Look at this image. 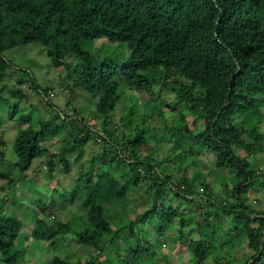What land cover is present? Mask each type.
<instances>
[{"label": "trees", "instance_id": "1", "mask_svg": "<svg viewBox=\"0 0 264 264\" xmlns=\"http://www.w3.org/2000/svg\"><path fill=\"white\" fill-rule=\"evenodd\" d=\"M96 39L116 51L97 55L89 45ZM35 42L54 67L66 69L59 83L69 93L63 110L52 101L54 86L4 55ZM10 69L25 75L19 84L7 82ZM26 82L57 112L38 121L21 116L14 141L18 179L1 167L7 141L0 134V193L16 189L38 158H48L43 176L50 181L56 168L70 174L74 164L83 167L85 146L100 147L63 193L66 207L78 202L82 214L59 219L57 187L33 205L31 239L52 250L44 264H144L159 259L165 240L185 246L192 264H249L257 257L264 210L247 194L264 192V0H0V102L28 97L20 88ZM162 87L171 101L157 93ZM80 89L97 98L94 119L74 105ZM126 99L133 105L117 121ZM9 107L14 119L19 105ZM165 109L182 123L170 125ZM153 115L163 118L162 127L150 124ZM56 138L54 152L48 143ZM163 143L170 149L157 158ZM208 157L215 170L232 175V187L226 181L217 193L208 174L194 172ZM9 196L0 204V264H18L28 253L20 244L25 222L6 212ZM69 235L95 254L78 249L63 256ZM242 236L245 259L229 251ZM171 257L160 258L185 264ZM252 264H264V247Z\"/></svg>", "mask_w": 264, "mask_h": 264}, {"label": "rangeland", "instance_id": "2", "mask_svg": "<svg viewBox=\"0 0 264 264\" xmlns=\"http://www.w3.org/2000/svg\"><path fill=\"white\" fill-rule=\"evenodd\" d=\"M108 44L111 46L107 45V40L105 39H96L95 41L89 43L91 49L97 55L116 51L117 46H113V44L110 43ZM120 49H122L121 46ZM4 55L7 59L12 61L17 66H24L25 68H27V66L29 65L31 71L36 75L39 83L43 86H54L56 95L55 97H53L52 101L61 110L66 108L65 106L69 98V93L68 91L63 92L62 90H60L61 85L59 84L63 81L62 76L65 73L66 69L64 70L62 68H56L51 64L50 57L48 56L45 47L41 43L35 42L15 47L13 49L5 51ZM8 72L12 73L7 78V82L9 83V85L18 83V79H20L21 76H25L24 74H22L23 72L13 75V69H10ZM20 88L27 93L28 97H25L24 99L11 98L10 104H7V106L0 102V128L2 129L3 127V129L0 130V134L4 135L7 141L5 150L7 161L6 164L2 165L1 167L6 170L7 167L10 168L15 179H18L20 177L19 170L15 166V163L17 162V155L14 150V141L19 128L24 126L22 125L20 119L21 116L28 114L29 116H32L34 121H38V119L40 118L46 120L49 117L56 115L57 112V110L52 109L50 106H48V104L44 102L41 96L37 95L34 92L30 82H26L25 84L20 85ZM156 89L158 90L157 93L161 94L162 98H166L168 101H171L170 98L172 97V95L169 90L164 87ZM76 92L78 97L76 96L72 99L74 101V105L78 106L79 109L84 113V115L88 116V118L94 119L93 117L95 114L94 112L96 111L95 107L97 98H92V95H90L91 93H89L88 91L83 92L80 89ZM136 102L137 103H134V105L136 106V108H140V100ZM16 103H18L19 105L17 109V115L14 119H11L8 113L10 108L9 105L16 106ZM155 103L156 106H161L159 100L155 101ZM132 105L133 103L130 99H126L119 105V109L116 115V118L118 119L117 121H119V117H121L123 113V108L132 107ZM7 107L9 108L7 109ZM164 108H166V106L162 104V109ZM164 111L166 113V119L170 125H172L173 123L176 125L182 123V119L179 117V115L172 114V112L168 111L167 109H165ZM162 121V117L153 115V117L150 119V124L155 125V128L158 129L159 127L163 126V124H161ZM188 121L191 125H193L192 122L194 121L192 116H188ZM198 128L199 125L194 124V130H199ZM261 130L264 132V122L261 125ZM158 135H160V131H158ZM95 141L99 142L97 138L95 139ZM48 145L54 152L58 151L59 143L57 138L50 141ZM99 148L100 147L98 143L95 144L94 142H92L90 145L85 146L83 148L84 156L81 160L83 167L82 165H80V163L74 164L72 167V173L70 174H63L60 171V168H56L54 173L56 177H53V179L51 178L52 180L50 181L48 180V178H44L43 176L44 171L48 169L47 167H45L43 161L48 158H38L34 161L31 167L32 169L29 171L27 178L20 182L19 186L16 189L12 191L9 190V192L7 193H0V204L2 203V197L10 195L7 202L4 204V206H6V212L10 215H16L20 217L25 222L24 230L21 233L22 240L20 244L28 249V253L19 261L18 264H44L46 260L52 255V250L50 249L51 246L48 243L43 244L44 242L42 241L34 242L31 239V231L33 230L36 222L35 217H33L32 215L33 205L36 204L40 198L48 201L54 191V187H57L56 194L54 195L56 197L57 204L53 212H57L58 210H60L58 211L59 219H62L64 221L70 219L74 211H76V213L78 214H82L83 211H78V202L75 204V206H71L70 208L66 207V199L63 193L66 192V189H69L73 186L74 181L76 177L79 176V172L82 170V168L83 170H85V167H87L88 163L86 162V158L95 151H98ZM169 149L170 148L168 144H160L156 148V157H166L167 151ZM78 152L79 148H75L74 154H77ZM260 158H262V156H260ZM257 162L256 160H254V164H256ZM198 163L199 166L202 167V170L200 168L193 169L195 170L194 172L200 174L202 172L205 175L208 174L209 181L213 183L215 192L220 193L224 189L222 184L226 181L230 183V187H232L231 185L235 183L234 178L233 180L231 179L232 175H230V173L214 169L213 160L211 157L200 159ZM247 197L251 203L257 206H254L255 208L264 210V192L257 193L254 190H249ZM12 199L14 200L10 201ZM35 211L39 213L38 209H36ZM74 219H76V217ZM113 221H116V218H113ZM245 242L246 237L242 236L232 247L229 248L230 253L238 255L245 259ZM65 245L67 246L68 250H64L63 246L61 247L63 256L67 255V253H76L78 252V249L82 251L80 253H77L78 255L82 253L95 254V252L91 249H85L83 247H80L76 242H73V238L71 235L68 236V240L67 242H65ZM168 252H170L173 257H171V261L173 263L183 262L185 264H192L194 262L193 257L188 254L185 246L181 245L179 242L175 243L171 240H165V245L162 247V250H160L159 259L151 257L148 258L144 262V264H166L165 259L160 257ZM205 264L212 263L210 261H207Z\"/></svg>", "mask_w": 264, "mask_h": 264}, {"label": "water", "instance_id": "3", "mask_svg": "<svg viewBox=\"0 0 264 264\" xmlns=\"http://www.w3.org/2000/svg\"><path fill=\"white\" fill-rule=\"evenodd\" d=\"M229 98H230V96H229ZM229 98H228V99H229ZM263 247H264V239H263V241H262V244H261V247H260V251H259L257 257H255L253 260H251L249 264H252V263L256 260V258H258L259 256H261V254H262V252H263Z\"/></svg>", "mask_w": 264, "mask_h": 264}, {"label": "built area", "instance_id": "4", "mask_svg": "<svg viewBox=\"0 0 264 264\" xmlns=\"http://www.w3.org/2000/svg\"><path fill=\"white\" fill-rule=\"evenodd\" d=\"M51 94H52V95H55V93H54V92H52Z\"/></svg>", "mask_w": 264, "mask_h": 264}]
</instances>
